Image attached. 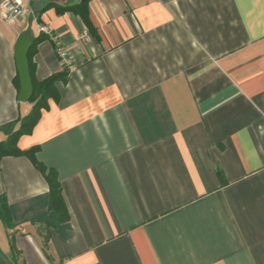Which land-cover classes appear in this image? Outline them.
Segmentation results:
<instances>
[{"label":"crops","instance_id":"obj_1","mask_svg":"<svg viewBox=\"0 0 264 264\" xmlns=\"http://www.w3.org/2000/svg\"><path fill=\"white\" fill-rule=\"evenodd\" d=\"M80 1L0 19V125L33 106L21 33L42 36L35 80L65 73L18 145L69 215L28 157H0V264H264V0Z\"/></svg>","mask_w":264,"mask_h":264},{"label":"trees","instance_id":"obj_2","mask_svg":"<svg viewBox=\"0 0 264 264\" xmlns=\"http://www.w3.org/2000/svg\"><path fill=\"white\" fill-rule=\"evenodd\" d=\"M88 0L80 1L76 4V7L80 9L81 13H84L85 7ZM49 5V4H48ZM48 6L45 5V8ZM85 16V14H84ZM42 39V36L35 37L33 39V44L28 52L30 72L33 80V94L29 101L33 103L31 111L28 114L19 116L14 122L7 123L5 125H0V131L6 133V138L0 139V157L12 155V156H26L32 163L36 166L40 172L46 178L49 189H50V201L49 209L54 210L58 214V219L60 221H65L69 218L68 210L64 202L62 185L59 180L58 171L55 168L48 167L44 162L38 159L37 153L40 150L39 145H34L28 149H22L18 145L19 137L25 134H32L35 124L38 123L41 115L42 109L48 108V97L55 95V85L56 81L65 76V73H54L44 80H35L32 72L31 55L33 53L34 45ZM16 86L20 88L19 75L15 78ZM10 205L5 194H0V219L7 227H12V217H11ZM11 246L16 251V245L13 238L11 239Z\"/></svg>","mask_w":264,"mask_h":264},{"label":"water","instance_id":"obj_3","mask_svg":"<svg viewBox=\"0 0 264 264\" xmlns=\"http://www.w3.org/2000/svg\"><path fill=\"white\" fill-rule=\"evenodd\" d=\"M84 1V0H82ZM28 29L21 33L15 45L17 73L20 80L18 98L20 101H28L33 94V80L30 72L28 52L33 44V38Z\"/></svg>","mask_w":264,"mask_h":264},{"label":"built area","instance_id":"obj_4","mask_svg":"<svg viewBox=\"0 0 264 264\" xmlns=\"http://www.w3.org/2000/svg\"><path fill=\"white\" fill-rule=\"evenodd\" d=\"M30 0H1L0 1V19L10 22L17 19L26 12L27 2ZM45 31H49L44 27ZM65 56V53H62Z\"/></svg>","mask_w":264,"mask_h":264},{"label":"rangeland","instance_id":"obj_5","mask_svg":"<svg viewBox=\"0 0 264 264\" xmlns=\"http://www.w3.org/2000/svg\"><path fill=\"white\" fill-rule=\"evenodd\" d=\"M0 224H2V225H0V226H3V227H1V229H0V237H1V235H2V232H3V231H1V230H4V228H5L6 226H5V225H3V223H1V222H0ZM1 246H3V245L1 244Z\"/></svg>","mask_w":264,"mask_h":264}]
</instances>
